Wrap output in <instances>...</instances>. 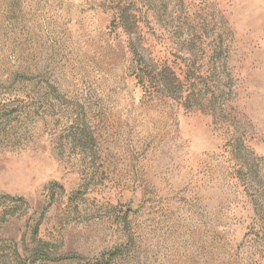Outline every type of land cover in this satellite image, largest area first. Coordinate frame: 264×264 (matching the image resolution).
I'll list each match as a JSON object with an SVG mask.
<instances>
[{
  "label": "rangeland",
  "instance_id": "rangeland-1",
  "mask_svg": "<svg viewBox=\"0 0 264 264\" xmlns=\"http://www.w3.org/2000/svg\"><path fill=\"white\" fill-rule=\"evenodd\" d=\"M118 250L264 264V0H0V264Z\"/></svg>",
  "mask_w": 264,
  "mask_h": 264
},
{
  "label": "trees",
  "instance_id": "trees-1",
  "mask_svg": "<svg viewBox=\"0 0 264 264\" xmlns=\"http://www.w3.org/2000/svg\"><path fill=\"white\" fill-rule=\"evenodd\" d=\"M133 46H132V48H133ZM138 49L139 48H137V46H135L132 50H133V53L135 54V56H137V57L140 56V60H138L139 65H142V66L145 65V68H149V69L150 68L152 69V67H153L152 72L153 73L157 72L156 75L152 76L153 75L152 74L151 76H149L150 77L149 79L147 78L148 83H150V82L151 83H159L164 88L165 91H170L172 88H174L176 81L180 82L178 76L175 74V72L172 70L171 67L166 66L163 70L158 71L156 69V66L149 64L148 60H146V59H144V57H142L143 53L145 54L146 51L143 49V52L139 53ZM140 77H141V79H146V76L144 74H143V76H139V78ZM151 77H153V78H151ZM179 93H180V91H179ZM122 255H123V253L118 250V251L112 252L110 254L109 258H106L103 255L100 258L95 259L94 261H89V262H86L84 264H124Z\"/></svg>",
  "mask_w": 264,
  "mask_h": 264
}]
</instances>
